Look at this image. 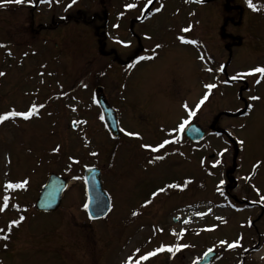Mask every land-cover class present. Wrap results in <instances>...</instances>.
<instances>
[{
  "label": "rangeland",
  "instance_id": "1",
  "mask_svg": "<svg viewBox=\"0 0 264 264\" xmlns=\"http://www.w3.org/2000/svg\"><path fill=\"white\" fill-rule=\"evenodd\" d=\"M226 2L244 11L239 27L224 26ZM70 3L33 0L0 7V45L5 46L0 47V72L6 74L0 77V115L44 105L27 121L16 117L0 123V206L9 197L0 212V236H8L0 239V264H125L129 256L134 264L162 244H186L175 253L192 254L239 237L237 247L257 251L254 261L264 264V203L259 202L264 196V76L240 75L264 67V9L252 11L245 0ZM130 3L137 6L127 9ZM253 3L264 5V0ZM79 11L105 18L100 36L85 23L65 20ZM131 20L135 24L129 25ZM221 29L241 39L230 56L218 36ZM180 36L197 43H181ZM110 49L123 60L132 53L130 60L114 61ZM97 86L116 112L118 138L104 125L95 102ZM74 120L86 123L74 127ZM185 120L207 132L202 142L185 140L179 129ZM164 140L170 143L158 152L140 147ZM57 146L59 152H53ZM87 167L101 171L111 207L105 220L92 222L85 212L82 172ZM51 173L69 181V190L59 210L37 213L39 188ZM24 180V188L4 187ZM168 184L180 187L168 189ZM161 187L166 191L153 197ZM199 208L206 212L180 219L182 212ZM20 216L25 219L9 231ZM171 254L160 252L141 264H159ZM191 256L184 254L182 263H190Z\"/></svg>",
  "mask_w": 264,
  "mask_h": 264
},
{
  "label": "snow or ice",
  "instance_id": "2",
  "mask_svg": "<svg viewBox=\"0 0 264 264\" xmlns=\"http://www.w3.org/2000/svg\"><path fill=\"white\" fill-rule=\"evenodd\" d=\"M25 2H27L28 4H32L33 0H0V7H3L5 3H14V4H17V5H20V4H23ZM40 2L41 3H50L51 0H40ZM57 2H58V0H57ZM152 2H153V0H147V5H151ZM186 2H190V0H186ZM196 2H200V0H196ZM75 3H76V0H71V3L68 5V7H71L72 4H75ZM245 3L247 4L248 8H250L252 11H258L260 9H264V5H259L258 6V5L253 3V0H245ZM136 6H137L136 4L130 3V4H127L125 7L127 9H132V8H135ZM161 8H162V5H161V7L156 8L155 11L159 12V11H161ZM182 31L188 32L189 28H184ZM178 39L180 40L181 43H185V44H196L197 43L195 40H186L183 36L178 37ZM0 47H5V46L4 45H0ZM156 47L159 48L160 45H157ZM25 55H27V54H25ZM140 59L143 60V59H145V57H140ZM208 71H211V69H208ZM254 73H259V74H261V76H264V67H256V68L252 69L249 73H242L240 75H242V76L243 75H252ZM4 75H6L4 72H0V77H2ZM235 78L236 77H233V79H235ZM256 83H260V80H256ZM214 87H215L214 84L206 85V88H208V89H212ZM207 98H208L207 95H205L199 101V103L197 104V108H199V106L201 104H203L204 101L207 100ZM251 99L257 100V99H259V97L253 96V97H251ZM43 107H44L43 104H40L38 107L35 104H33L27 111H24V112H19V111H15V110L9 111L6 114L0 115V123H3L4 121L8 120L9 118H16V117H21L23 120L27 121L31 117H33L34 115H37L38 112H39V109L43 108ZM249 107H251V106H249ZM185 108H187V106H185ZM75 110L76 109L73 107L72 111H75ZM188 115L192 116V115H195V113L190 111V112H188ZM78 123H86V121H75V120L72 121V124H73L74 127ZM187 123H188L187 120H185L184 122L180 123L179 129L183 130L185 124H187ZM121 131H124V130L121 129ZM124 134L127 135V136H130V137L140 138V134L139 133H132V132L124 131ZM168 143H170V141L164 140L158 146H152V145H148V144H141L140 147L143 148V149H148L151 152H158L161 148H163ZM240 143L242 144L243 141H240ZM53 152H59V146L54 148ZM90 154L93 155V156L97 155V153H95V152H92ZM162 158L163 157H161V156L155 157V159H157V160L162 159ZM68 159L73 164L74 163H79V161L73 159L72 157H69ZM149 163H153V160H149ZM69 167H71V164H69ZM190 182L191 181H186V183H190ZM27 183H28L27 180H24V181H22L20 183H11V182H9V183H6L4 187H5V189H21V188H24ZM178 187H180V185H177V184H168L167 185L168 189L178 188ZM165 191H166V188L161 187L157 191L153 192L152 196L156 197L158 194L163 193ZM8 201H9V197L5 196L3 198V206H0V212L5 211V209L8 206ZM259 202L264 203V196H260V201ZM147 203H150V201H146L145 205ZM84 207L87 208V205H85ZM132 215L136 216V215H138V213L134 211L132 213ZM200 215H203V213H200ZM24 219H25L24 216H20L18 219L11 221L9 226H8L9 231L11 230V228L13 226H18ZM250 225H251V221H249V226ZM2 232H4V229H0V233H2ZM172 234L173 235H177V233L175 231H173ZM0 239H5L6 240V239H8V236L7 235L0 236ZM240 239H242V237H239L236 241H234L232 243H228L226 241H221V244L223 245V244L227 243V247L229 249L235 248V247L239 246V240ZM186 247H189V245L184 244V245H176V246H165V245L162 244V245L158 246L155 250L149 251L146 254L140 255L138 257V259H136L134 261V264H141L142 261H146L150 257H154V256L157 255V253H160V252L167 251V252L172 253L173 255H175L176 251H179L181 248H186ZM136 251L139 252V249H137ZM208 251L211 252L212 249H209ZM205 255H207V253H205ZM125 264H133V257L129 256L127 258Z\"/></svg>",
  "mask_w": 264,
  "mask_h": 264
},
{
  "label": "water",
  "instance_id": "3",
  "mask_svg": "<svg viewBox=\"0 0 264 264\" xmlns=\"http://www.w3.org/2000/svg\"><path fill=\"white\" fill-rule=\"evenodd\" d=\"M96 103L99 106L105 125L114 137L119 135L115 112L109 106L101 93V88L96 87ZM186 137L192 142H198L204 136V132L190 125L185 130ZM85 182V192L87 198L86 212L90 220L104 218L110 210V201L107 194L102 189L101 174L97 168H87L83 171ZM67 189V182L55 174L48 176L46 183L42 186L35 208L38 212L50 213L58 209L61 203L63 192ZM91 217V218H90ZM212 253L208 252L199 264H207L211 259Z\"/></svg>",
  "mask_w": 264,
  "mask_h": 264
},
{
  "label": "flooded vegetation",
  "instance_id": "4",
  "mask_svg": "<svg viewBox=\"0 0 264 264\" xmlns=\"http://www.w3.org/2000/svg\"><path fill=\"white\" fill-rule=\"evenodd\" d=\"M237 26V25H236ZM224 36H234L230 32L228 34L226 32H222ZM220 37V35H218ZM232 40V39H231ZM212 249L211 253V260L208 264H257L254 259L257 255V251L249 250L247 247H237L234 250L231 248L229 249L226 245H217V246H208L203 247L201 250H197L192 254L186 253V251L182 250L179 253H175V255H166L165 259L159 263L163 264L165 262H170L173 264H183L181 257L184 254L192 255V261L187 264H198L201 262L202 258L204 257L205 253L209 252L208 250ZM92 255L91 258L98 261L97 257H94V252H90ZM88 259V258H87Z\"/></svg>",
  "mask_w": 264,
  "mask_h": 264
},
{
  "label": "trees",
  "instance_id": "5",
  "mask_svg": "<svg viewBox=\"0 0 264 264\" xmlns=\"http://www.w3.org/2000/svg\"><path fill=\"white\" fill-rule=\"evenodd\" d=\"M226 1H229V0H226ZM225 8L228 12H230V13L234 12L237 16H241L243 14V11L240 7H238V6L230 7L227 2L225 4ZM65 20H67V22L85 23L87 26H89L91 28V31H92V34L94 35V37H98L100 29H102L104 27V24L106 22L105 18L103 16H100V15L97 16V14L88 16L83 11H79L76 14H71L67 18H65ZM224 21H225V23L229 22L230 21L229 17H225ZM223 38H225L224 35H223ZM228 38L229 37L226 36L225 40H227ZM98 43H99V49L103 50V48L105 47V38L103 37V35L101 37V40L100 39L98 40ZM230 46L232 47L234 45L228 44L227 48H226L227 51H230ZM107 52H108L107 54H110L112 57H114L113 60L118 62V63L130 60V57L132 55V53H130L126 57V59L123 60V59H121L120 56L112 54V53H115L113 49H110V53H109V50ZM126 63H128V61ZM212 130H214V129L212 128ZM218 133H219V131H218ZM2 251H4V249Z\"/></svg>",
  "mask_w": 264,
  "mask_h": 264
},
{
  "label": "bare ground",
  "instance_id": "6",
  "mask_svg": "<svg viewBox=\"0 0 264 264\" xmlns=\"http://www.w3.org/2000/svg\"><path fill=\"white\" fill-rule=\"evenodd\" d=\"M200 209V208H199ZM204 212H206V211H202L201 209L200 210H198V212H187V211H185V212H182L181 214H180V219H182V220H193L194 218H196L198 215H200V213H203L204 214ZM220 212L218 211L217 212V214H219ZM181 220V221H182Z\"/></svg>",
  "mask_w": 264,
  "mask_h": 264
}]
</instances>
